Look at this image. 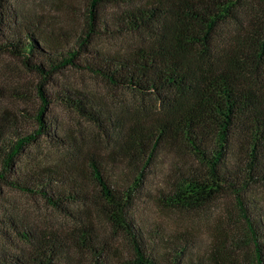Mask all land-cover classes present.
<instances>
[{"label":"trees","instance_id":"trees-1","mask_svg":"<svg viewBox=\"0 0 264 264\" xmlns=\"http://www.w3.org/2000/svg\"><path fill=\"white\" fill-rule=\"evenodd\" d=\"M88 2L89 30L71 41L56 35L45 17L0 0V57L20 59L39 77L41 99L37 128L0 123V197L4 187L19 189L78 219L66 232L25 231L30 253H0V264H183L187 247L166 239L160 227L143 229L132 214L164 151L177 164L161 202L194 211L233 199L253 246L254 256L243 264H264V212L248 196L251 188L264 186V0ZM108 7L121 12L107 13ZM102 29L137 34L143 43L125 53H103L90 45L92 33ZM68 67L154 99L156 111L135 116L125 129L100 98L72 88L49 94L44 85ZM5 96L0 86V101ZM52 100L113 133L112 150L81 160L73 148L63 163L17 173L21 155L42 137L67 146L46 116ZM109 155L114 159L107 160ZM93 213L123 237L129 258L118 256ZM4 223L17 228L11 217Z\"/></svg>","mask_w":264,"mask_h":264},{"label":"rangeland","instance_id":"rangeland-1","mask_svg":"<svg viewBox=\"0 0 264 264\" xmlns=\"http://www.w3.org/2000/svg\"><path fill=\"white\" fill-rule=\"evenodd\" d=\"M10 1L12 6L26 15L45 17L56 35H64L71 41H76L80 35L85 36L89 30V0ZM253 5L256 8L257 3ZM130 7L124 5L121 9ZM114 12L121 11L108 7L107 13ZM92 37L90 45L108 54L125 53L143 43L137 34L112 35L110 31L103 29L96 34L92 33ZM39 82V77L27 70L20 59L10 55L0 57V86L6 90V96L0 101V123L13 124L17 121L28 129L37 128L34 115L41 105L37 92ZM44 87L49 94L72 88L100 98L121 118L122 123L125 122V129H128L135 116H150L156 111L157 103L154 99L143 98L129 90L113 88L89 72L73 67L56 74ZM46 116L54 123V130L63 136L67 146H57L49 137H42L21 155L16 164L17 173L32 170L36 165L63 163L71 157L73 148L78 151L76 153L81 156V160L94 152L108 155L112 150V141L116 139L113 133L100 130L62 103L52 100ZM70 143L72 146H69ZM111 159L114 158L109 155L107 160ZM176 164L177 158L170 151H164L156 160L132 209L138 225L146 230L160 227L166 239L170 238L178 245L187 247L183 264H243L247 256H254L253 246L247 243L246 228L240 222V212L233 199L224 197L202 210L194 211L178 210L161 202V192L170 189ZM248 194L249 199L264 212V186L253 187ZM72 208L85 210L87 207ZM79 214L84 216L83 213ZM92 216L96 219L101 234L114 245L118 256L129 258L130 248L123 237L113 231L103 218L94 213ZM9 217L17 224L16 229L4 223ZM77 221V218L51 207L39 196L4 187L0 197V253L27 255L32 250V245L24 238L27 231L66 232ZM112 264L119 263L115 261Z\"/></svg>","mask_w":264,"mask_h":264}]
</instances>
